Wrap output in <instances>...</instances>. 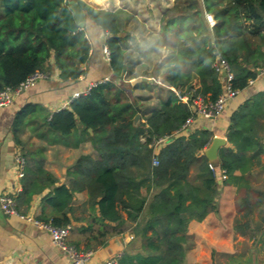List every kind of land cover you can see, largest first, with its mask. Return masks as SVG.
<instances>
[{
  "label": "trees",
  "instance_id": "16d2710c",
  "mask_svg": "<svg viewBox=\"0 0 264 264\" xmlns=\"http://www.w3.org/2000/svg\"><path fill=\"white\" fill-rule=\"evenodd\" d=\"M69 1L0 0V91L17 87L34 72L48 74L50 59L62 80H75L84 73L81 64L88 59L90 43L74 20ZM74 1L84 10L85 20L105 34L112 78L71 100L68 108L54 113L46 125L65 137L76 131L90 142L95 156L79 154L67 169L71 178L68 187L56 184V177L44 169L40 149L31 151L23 146L19 132L27 108H22L11 123L13 138L25 158L21 190L14 195L15 208L25 214L21 208L28 207L32 195L48 187L44 200L52 213L37 219L65 226L70 222L67 213L73 210L72 195L85 190L88 204L98 210V220L134 223L132 231L140 238L141 252L131 258L126 255L119 263L129 259L141 264H184L188 222L216 211L219 185L217 171L200 153L210 141L209 132L173 134L192 110L167 87L214 101L222 90L221 76L213 68L219 54L230 65L232 87L243 89L264 67V0H203L204 11L216 20L212 27L205 23L196 0L178 1L162 14L159 32L145 40L143 47L133 33L121 35V10L95 9ZM128 39L135 42L137 57L128 50ZM160 49L168 54L149 75L145 68L132 74L134 64H145L137 62L139 56L148 58ZM161 68L167 86L156 102L143 104L127 96L129 87L151 86L145 81L125 85L126 79L153 76ZM257 103L260 101L246 100L232 112L226 134L229 146L219 149L213 165L223 171V184L236 188L239 216L234 218L233 230L253 235L264 233V162L259 157L263 145L259 131L264 130V122H257L264 104L260 107ZM137 112L140 120L134 124ZM163 135L171 138L159 149L154 166L150 143ZM192 166L196 172L189 176Z\"/></svg>",
  "mask_w": 264,
  "mask_h": 264
},
{
  "label": "crops",
  "instance_id": "0c3cea01",
  "mask_svg": "<svg viewBox=\"0 0 264 264\" xmlns=\"http://www.w3.org/2000/svg\"><path fill=\"white\" fill-rule=\"evenodd\" d=\"M81 1L95 9L121 10V35L124 32L133 33L138 43L141 44L137 33L124 27L127 20L125 17L135 16V9L143 11L145 9L144 12L153 15H155L157 10L160 12L161 18L162 14L175 5L176 2L184 0ZM196 2L202 11L205 23L208 25L206 14L211 16L215 23L216 20L212 14L204 11L203 0H196ZM164 9L165 11H163ZM160 18L159 22L152 24L150 28L154 35L159 32ZM145 25L150 27L148 24ZM80 28L84 29L85 36L90 43L88 59L81 66L84 69V73L75 80H62L59 77V71L52 65V59H50L51 68L46 78L39 79L30 88L14 94L10 104L0 108V195L2 193H13L16 195L21 190V177L16 175L14 169V155L17 151L20 152L21 146H18L13 138L11 123L15 114L22 108H27L23 118L25 123L19 132L23 146L31 151L40 149V158L43 160L44 169L56 177V184H64L68 187L71 178L67 175V169L74 163L79 154L87 153L95 156L90 142L87 139L82 140L76 131L65 137L51 132L46 125L47 120L54 113L60 109L68 108L70 96L73 92L84 89L92 81L100 83L112 78L108 58L104 53V47H106L104 32L88 20H85L84 26ZM134 28H137L138 32L142 33L141 26H138V24L134 25ZM129 40L135 45L132 39H128V43ZM133 57H137L136 53ZM140 57L142 56L138 57V63L142 61ZM161 70L155 75L153 73V76H145L153 79L152 81H145L150 84V88L137 87L133 89L129 87L128 92L131 97L136 98L135 93H137L136 95L141 94V89L150 90L156 87L160 88L159 95H162V88L167 85L162 82ZM124 75L125 70L122 73V77ZM133 78L135 77L126 79L125 85L130 84V80ZM167 88L173 92L175 91L172 86ZM136 89L138 91H135ZM137 100L143 104H149L144 102V99ZM246 100L260 101V103H257V106L260 105V107L262 102L264 104V71H258L253 79L248 80L247 85L243 89H238L237 94L228 101L223 112L218 117L205 119L196 116L188 127L185 133L186 136L199 130H207L209 132L210 141L200 152L204 155L214 137L224 139L223 145L217 150L216 159L214 161L208 160L212 165L215 166L214 163L217 161L219 149L223 146H229L226 134L232 112ZM259 114L257 122H264V112L261 110ZM259 132L262 135L260 142L263 144L259 157L264 162V130ZM195 172L196 169L192 166L189 170V176ZM222 172V170H217L216 172L218 175L216 182L219 185V191L215 198L216 211L208 212L200 221L192 219L188 222L186 236L189 243L184 251V264H215L211 255L213 253L218 254V252L222 254L232 253L233 256L236 254L242 255L243 253H235L239 250L230 242L232 235L239 239L248 237L250 239V252L254 250L264 254V233L259 235L251 233L241 234L236 231L234 233L232 227L228 230V228L222 226V224L227 223L228 212L231 213V210H233V217L236 213L234 202L236 188L230 184H223L224 174ZM262 174L264 176V172ZM259 185L261 186V184ZM262 189H264V184ZM49 191L50 188L47 187L41 193L32 195L28 207H22L21 211L32 215L36 219L44 214L50 216L52 212L44 200V196ZM87 200L88 195L85 190L75 192L72 195L71 202L73 210L71 213H67L70 219L68 223L70 226L68 241L75 244L80 250L91 251L85 264H103L110 257H118L120 262V259L126 255L131 258L139 251L141 252L140 238H136L132 231L134 223H130L127 220L120 224L106 220L100 221L97 217V208L92 209ZM125 217L123 213V218ZM233 217H229L231 224L234 221ZM150 233V230L147 231V234ZM0 264H69V261L67 254L52 243L49 234L45 230L34 226L29 221L20 219L16 215L5 214L0 209ZM122 264L141 263L131 262L128 259L127 262L125 261Z\"/></svg>",
  "mask_w": 264,
  "mask_h": 264
},
{
  "label": "built area",
  "instance_id": "2783aa9c",
  "mask_svg": "<svg viewBox=\"0 0 264 264\" xmlns=\"http://www.w3.org/2000/svg\"><path fill=\"white\" fill-rule=\"evenodd\" d=\"M208 26L212 27L214 25V20L211 16L207 15ZM104 53L108 58L109 52L106 47H104ZM214 70L221 76L222 90L214 101L205 100L202 96L196 95L191 96L187 94H179L176 90L174 91L178 98L182 101H186L191 106L192 114L189 115L181 125V127L175 131V135H186L188 127L193 122L194 117L200 116L205 119H211L218 117L226 107L228 101L232 99L238 92L237 89L232 87L233 73L231 71L229 63L219 54L216 55V59L213 63ZM259 72L264 71V67L258 69ZM223 73V75H222ZM48 74L42 72H34L30 74L24 81H22L17 87H5L0 91V108L6 107L10 104L14 94L19 93L33 86L39 79L46 78ZM97 82L92 81L88 85L79 91H75L70 96V101L89 93L91 88L96 86ZM171 135L158 136L152 139L150 146L153 150L152 165H157V153L159 149L169 142ZM25 164L24 156L17 151L14 155V169L18 177L23 174V168ZM209 167L212 170L214 166L210 163ZM217 171V170H216ZM0 209L8 215H16L20 219L31 222L34 226L45 230L52 243L64 251L68 256L69 264H85L91 251L90 250H80L76 248L71 242L68 241L70 226H54L49 223H44L34 218L29 214H21L15 208L14 194L13 193H2L0 195ZM103 264H120L118 257H110L104 261Z\"/></svg>",
  "mask_w": 264,
  "mask_h": 264
},
{
  "label": "rangeland",
  "instance_id": "374dc122",
  "mask_svg": "<svg viewBox=\"0 0 264 264\" xmlns=\"http://www.w3.org/2000/svg\"><path fill=\"white\" fill-rule=\"evenodd\" d=\"M160 10V7H159ZM134 11H136V15L135 16H126L125 18L126 20V24H125V28L132 30V32H136L138 37L140 38L141 41V47H143L145 45V40H150V38H152V36H154V33L151 32L150 28L152 26V24H156L159 22V18H160V12H158L156 10L155 15L150 14L148 12H144L143 10H137L135 9ZM165 11V9L163 10ZM138 12V13H137ZM139 19V20H138ZM138 24V26H141L142 29V33L138 32L137 28H134V25ZM145 24L150 25V27H146ZM131 47L128 49L132 56L135 55V45H133L134 43L129 40L128 43ZM168 54V51L165 49H160L154 53H151L148 58H143L140 57V60L145 61L144 66H140V65H135L133 67V72L132 74H136V73H140L141 70L143 68L146 69L147 74H150V70L157 64V63H161L163 62V60L166 58ZM162 69V68H161ZM159 86V85H158ZM160 88L156 87L154 89H141L140 91L142 92L139 95H136L137 93H135V96L137 99H144V102H147L149 104H153L154 102H156V98L160 93ZM135 91H138V89H136ZM126 94H128L127 96L130 97V94L128 92H126ZM132 98V97H131ZM258 183V182H257ZM234 202H235V197H234ZM235 212V211H234ZM228 218H227V223L222 224L223 227L231 228L232 224L229 222L230 220V216L233 217V210H231V213L228 212ZM237 213V210H236ZM234 214V218H236L237 216H239V214ZM255 218L257 217V214H255L254 216ZM235 233V231H233ZM249 241L250 239L248 237H244L239 239L238 237H236L235 235L231 236V240L230 242L233 244V246L239 250L236 251L235 253H243L242 255L240 254H236L235 256L231 254H222V253H213L211 255L212 259L214 260L215 264H264V254L259 252V251H252L250 252L249 250Z\"/></svg>",
  "mask_w": 264,
  "mask_h": 264
},
{
  "label": "water",
  "instance_id": "95a60500",
  "mask_svg": "<svg viewBox=\"0 0 264 264\" xmlns=\"http://www.w3.org/2000/svg\"><path fill=\"white\" fill-rule=\"evenodd\" d=\"M69 9L71 10V13L73 15L74 20L76 23L80 26H84V21H85V13L84 10L74 1L70 0L68 3ZM83 65V64H81ZM223 75V73H222ZM152 78H147L145 76H138L130 80V84H135L139 83L140 81H152ZM140 120V114L137 112L135 116L133 117V123L136 124ZM90 131V129H88ZM224 139L214 137L209 144L208 148L205 151V156L207 157L208 160L214 161L217 156V150L218 148L223 145Z\"/></svg>",
  "mask_w": 264,
  "mask_h": 264
}]
</instances>
